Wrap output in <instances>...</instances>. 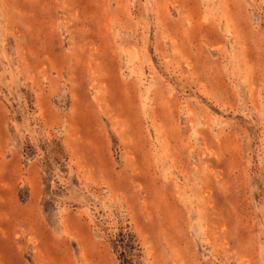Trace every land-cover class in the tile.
<instances>
[{
	"label": "rangeland",
	"instance_id": "374dc122",
	"mask_svg": "<svg viewBox=\"0 0 264 264\" xmlns=\"http://www.w3.org/2000/svg\"><path fill=\"white\" fill-rule=\"evenodd\" d=\"M0 264H264V0H0Z\"/></svg>",
	"mask_w": 264,
	"mask_h": 264
}]
</instances>
